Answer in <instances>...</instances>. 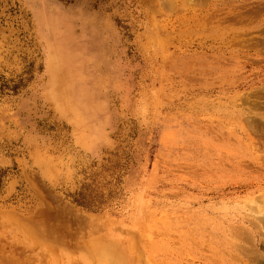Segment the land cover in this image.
<instances>
[{
    "label": "rangeland",
    "instance_id": "obj_1",
    "mask_svg": "<svg viewBox=\"0 0 264 264\" xmlns=\"http://www.w3.org/2000/svg\"><path fill=\"white\" fill-rule=\"evenodd\" d=\"M52 1L61 28L97 55L113 141L58 184L21 143L6 151L0 264H102L94 249L113 238L136 241L130 264H264V221L247 218L264 190V0ZM29 12L0 0V117L23 129L20 109L35 98L39 131L63 146L72 129L43 92Z\"/></svg>",
    "mask_w": 264,
    "mask_h": 264
},
{
    "label": "bare ground",
    "instance_id": "obj_2",
    "mask_svg": "<svg viewBox=\"0 0 264 264\" xmlns=\"http://www.w3.org/2000/svg\"><path fill=\"white\" fill-rule=\"evenodd\" d=\"M22 2L24 3L25 7L28 10H30V12L33 13L35 17V30L36 33H38V38L41 44H43L46 52V67H45L46 84L44 86L43 92L45 93V97L52 104L53 108H55L56 111H58V114L62 117L61 118L62 121H64L65 123H69L72 130H70L71 132L69 133L70 134L69 139L64 142L65 144L63 146L60 144L61 140H56L54 137H51L52 135L47 136L41 133L39 131V125H40L39 122H40V118L43 115L42 114L43 104L41 103L42 104L41 105L38 102V100H35V98H31L29 99V102L24 104L20 109L19 114L22 120L23 129H18L16 127H13L6 120V118L0 117V162H4V163L10 162L11 159H9V156L6 151H8L9 148H11V146L14 145L15 143H21L28 151V154L30 156L29 158H31L30 164L37 165L39 167L42 176L47 178L49 181L53 182V184H58L61 182H69L72 181L77 176L78 171L76 166L79 164L78 163L79 161L86 162L85 163L86 165L89 164L90 162L89 159L100 158L102 151L107 146H110L112 144L113 140L111 141L112 137L110 138V133H111V120L113 114H111L110 104H109L110 86L100 78L99 71L98 69H96L97 68L96 64H98L96 60L98 59L97 58L95 59V57L97 55L95 53H92L93 49L92 46H90L89 44L90 40L88 39V37L82 34L80 35L69 34L67 31L61 28L63 26L60 22L62 17H59V15L64 14V12H60V9L58 7L60 5L57 6L52 0H22ZM56 2L59 1L57 0ZM243 6L244 5H242V7ZM105 25H109V22L108 21L107 23L105 22ZM22 158H24V156H22ZM27 159H25L26 162L28 161ZM24 164H22V166ZM33 165L32 168H34ZM25 167L27 166L25 165ZM258 195L260 196L259 197L260 201H256L255 198L250 197V199L253 200L252 202H254L253 203L254 208L251 213H248L247 218L250 221L251 217L253 216L254 218L253 217L252 218L256 220L255 223L258 222L260 224L261 222L263 223L264 221V190H262ZM249 202L251 203L250 200ZM14 215L15 214H13V217H15ZM9 216L10 215H8V217ZM244 216H246V214ZM22 220L21 222H23ZM147 221L145 224V229L146 226L147 225L149 226L150 224V223L147 224ZM154 224L155 223H153V225ZM260 225L262 227V224ZM231 226L233 227L234 225ZM240 226L243 227L244 225H240ZM240 226L238 225L239 228ZM142 227H144V225ZM235 228L237 229V227ZM143 229H141V231ZM28 231L31 232L32 230H28ZM28 231L26 230V233ZM262 231L264 232V230ZM229 233L231 234L232 231ZM237 236H235L236 237L235 239H237ZM243 238L245 239V237ZM113 239L111 240V243H109L110 242L109 241L108 242L109 244L106 245L103 249L100 248L101 249L100 250L99 247L97 248V246L94 249V252L97 251L99 252V254L98 252L96 254H98L99 257L101 256L100 258L103 260L102 264H130L132 260H135V262L139 261L140 256L138 254L140 252L137 250L139 253L138 254L137 252L136 254L134 253L136 250L135 249L136 241L122 245L119 244L120 242L118 243L117 240L113 241ZM102 241L104 242L103 239ZM237 245H239L238 242ZM145 256L146 255L144 254L143 259L145 258ZM250 264L252 263L250 262Z\"/></svg>",
    "mask_w": 264,
    "mask_h": 264
}]
</instances>
